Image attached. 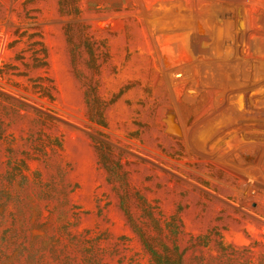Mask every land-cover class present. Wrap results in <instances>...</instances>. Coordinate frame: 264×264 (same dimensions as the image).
I'll return each mask as SVG.
<instances>
[{
    "label": "rangeland",
    "instance_id": "rangeland-1",
    "mask_svg": "<svg viewBox=\"0 0 264 264\" xmlns=\"http://www.w3.org/2000/svg\"><path fill=\"white\" fill-rule=\"evenodd\" d=\"M0 264H264V0H0Z\"/></svg>",
    "mask_w": 264,
    "mask_h": 264
}]
</instances>
